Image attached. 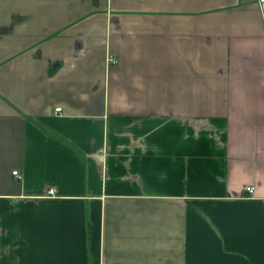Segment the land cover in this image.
I'll list each match as a JSON object with an SVG mask.
<instances>
[{"label":"crops","instance_id":"obj_1","mask_svg":"<svg viewBox=\"0 0 264 264\" xmlns=\"http://www.w3.org/2000/svg\"><path fill=\"white\" fill-rule=\"evenodd\" d=\"M0 264H264V0H0Z\"/></svg>","mask_w":264,"mask_h":264},{"label":"built area","instance_id":"obj_2","mask_svg":"<svg viewBox=\"0 0 264 264\" xmlns=\"http://www.w3.org/2000/svg\"><path fill=\"white\" fill-rule=\"evenodd\" d=\"M113 63H115V61H113ZM57 111H59V110H57ZM13 174L17 175V172H14ZM244 192L247 193L248 195H252L254 193V187L247 186V187L244 188Z\"/></svg>","mask_w":264,"mask_h":264}]
</instances>
